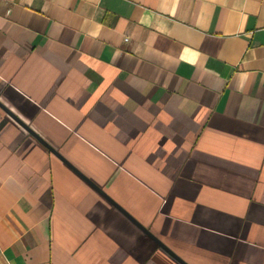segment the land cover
<instances>
[{
  "label": "crops",
  "instance_id": "1",
  "mask_svg": "<svg viewBox=\"0 0 264 264\" xmlns=\"http://www.w3.org/2000/svg\"><path fill=\"white\" fill-rule=\"evenodd\" d=\"M0 104V264H264V0H0Z\"/></svg>",
  "mask_w": 264,
  "mask_h": 264
},
{
  "label": "water",
  "instance_id": "2",
  "mask_svg": "<svg viewBox=\"0 0 264 264\" xmlns=\"http://www.w3.org/2000/svg\"><path fill=\"white\" fill-rule=\"evenodd\" d=\"M0 108L4 110L8 116H10L13 120H15L20 126H22L33 138H35L42 146H44L47 150H49L54 156H56L60 161L67 164L69 167L70 165L66 162V160L60 156L55 150H53L51 147H49L44 141H42L36 134H34L16 115H14L10 110H8L5 106L0 104ZM71 168V167H70ZM80 175V174H79ZM89 185H91L96 191L98 189L93 186L86 178H84L82 175H80ZM106 200H108L114 207L119 209L122 213H124L133 223H135L137 226L140 227V225L132 218L130 217L126 212H124L119 206H117L115 203H113L106 195H103ZM141 228V227H140ZM146 234H148L152 239L156 241L158 245H160L162 248H164L166 251H168L172 256H174L176 259H178L174 254H172L162 243H160L158 240H156L149 232L144 230ZM183 263V262H182ZM185 264V263H183Z\"/></svg>",
  "mask_w": 264,
  "mask_h": 264
}]
</instances>
